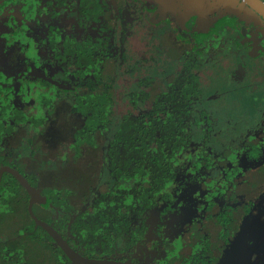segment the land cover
Returning <instances> with one entry per match:
<instances>
[{
  "label": "trees",
  "instance_id": "trees-1",
  "mask_svg": "<svg viewBox=\"0 0 264 264\" xmlns=\"http://www.w3.org/2000/svg\"><path fill=\"white\" fill-rule=\"evenodd\" d=\"M116 3L121 10L122 1ZM20 9L23 18L12 25L16 31L11 36L3 34L2 53L11 68L0 63V169L13 166L30 183H37L51 207L34 204L33 212L63 235L70 213L92 188L98 194L93 202L96 206L137 204L143 210L157 204L156 196L169 194L175 165L185 157L181 156L184 149L192 148L189 142H211L214 129L219 130L214 101L202 99L191 71L199 66L198 59L192 57L177 71L153 68L141 77L135 91L125 93L131 106L120 113L115 109L118 77L136 75L137 66L149 60L116 48L115 22L120 14L112 10L110 15L112 8L106 0H27ZM72 10L77 13V25L87 33L79 39L66 32L65 22L53 25L46 19L48 33L43 37L30 28L29 20L35 21L34 28L45 17L65 15L66 23L70 22ZM180 50L178 54L183 55L184 49ZM32 69L70 87L29 75ZM140 103L149 107L134 113L132 109H141ZM73 125L79 128L78 135L69 133ZM75 146L81 162L91 156L94 161L76 164L73 171L80 165L92 177L64 180L71 165L64 159ZM218 148L216 144L213 150ZM208 155L201 161L203 165L209 164ZM194 156L186 155L199 163ZM59 158L61 163L55 162ZM53 174H61L63 180ZM28 200L18 180L4 173L0 183V264H73L51 234L31 217ZM106 224L103 214L89 208L80 211L68 228L76 249L90 256L119 251L124 239L118 229ZM97 245L101 249L93 253ZM181 251L168 264L195 262L193 252Z\"/></svg>",
  "mask_w": 264,
  "mask_h": 264
},
{
  "label": "flooded vegetation",
  "instance_id": "flooded-vegetation-1",
  "mask_svg": "<svg viewBox=\"0 0 264 264\" xmlns=\"http://www.w3.org/2000/svg\"><path fill=\"white\" fill-rule=\"evenodd\" d=\"M25 1L27 0H0V63L6 68H11V65L6 64L5 55L2 53L5 47L3 34L11 36V32L16 31L12 25L16 26L14 22L19 24L22 20L23 13L20 6ZM121 1L123 6L119 10L118 6L116 7V0H106L112 8L111 11L121 16L115 22L116 48L134 57L140 53L139 56L142 55V58L149 60H144L137 66L136 75L130 78L128 86L123 79L125 74H122L119 90L116 84L115 109L124 113L131 106L125 93L135 91L139 87L138 82L141 77L149 74L153 68L157 69V72L161 69L177 71L194 57L198 59L199 66L191 68V71L196 75L197 85L203 92L202 99L213 100L216 112L225 111L228 116H232L229 125L235 129L233 136L229 137L226 134V138L224 136L223 138L214 129L211 142H189L188 147L192 146V148H186L184 152L186 155H195L199 163L186 157L183 152L181 156L185 157L180 164L175 165L174 183L168 188L169 194L164 198L156 196L157 204L143 210L137 204H125L117 208L115 204L93 205L98 194L94 188L90 189L85 202L82 201L80 207L70 213L65 235L33 212L34 204L51 207L49 199L43 197L36 182L30 183L18 169L7 165L0 169V183L6 172L11 173L18 180L12 172L14 170L25 178L37 192L30 206V193L18 180L29 195V213L32 212L38 219L52 226L70 247L81 255L85 262L79 264H168L169 259L181 250V252H193L194 256L191 258L195 262L191 264H220L228 255H232V260L236 250L229 254L225 252L242 224L246 222L251 231L258 230V227L264 225V180L259 182L255 178L264 170V16L245 0H232L236 11L222 9L221 7H225V2L222 3V0H212L204 6L202 0L188 3L181 0H132L140 10L134 28L142 23L150 44L146 45L145 41H138L140 47L135 48L132 45L134 41L131 40L133 37L130 39L127 37L131 33L125 22L128 0ZM256 1L264 6V0ZM226 3L231 2L226 1ZM217 6L219 10H216ZM237 9L245 12V15H240ZM76 15V11L72 10L70 22L67 23L65 15L55 18L45 17L40 19V26L34 28L35 21L28 22L32 32L41 37L48 33V26L44 24L46 19L53 25H63L65 22L66 32L79 39L87 33L77 25ZM130 24L133 25V22ZM43 28H46L45 33L37 32L38 29ZM89 28L94 34L95 29L92 26ZM143 34L142 30L135 35L136 40ZM126 39L129 43L128 53L121 45ZM130 42L133 49L129 46ZM179 48L184 49V52L180 50L183 55L178 54ZM142 64L146 67L150 65L148 70L144 67L145 73ZM53 67L56 68L55 65ZM28 74L46 78L61 87H70L37 69L30 70ZM117 93L121 95L120 98ZM228 102L230 104L226 105ZM222 106L228 110H224ZM140 107L141 109H132V111L137 113L142 107L144 108V105L140 103ZM148 107L149 105L145 104L144 110ZM226 126L227 123L224 127ZM217 127L219 129L218 125ZM54 130L61 131L59 128ZM69 133L78 135L79 128L77 130L73 125ZM216 144L220 148L213 150ZM65 150L70 149L67 147ZM78 153L75 146L74 152L65 156V162L67 164L71 162V165L66 169L68 172H64V180L75 181L73 168L76 164L93 163L92 156L91 159L81 162L82 158L77 156ZM207 153L209 164L203 165L201 161ZM55 162L61 163V159ZM52 176L63 180L61 174ZM251 188L253 193H246ZM86 208L91 209L93 213L103 214L107 218L106 226L115 227L120 231L124 241L121 242L119 251L108 256L101 254L90 256L76 249L77 242L68 232V228L77 214ZM52 239L54 240L53 237ZM246 239L248 244L252 245L247 248L253 257L256 256L253 252V238ZM54 242L62 248L57 241ZM99 247V245L95 246L93 253L96 249L100 250ZM256 248L257 246L255 252ZM262 257L264 252L260 255V258Z\"/></svg>",
  "mask_w": 264,
  "mask_h": 264
},
{
  "label": "rangeland",
  "instance_id": "rangeland-1",
  "mask_svg": "<svg viewBox=\"0 0 264 264\" xmlns=\"http://www.w3.org/2000/svg\"><path fill=\"white\" fill-rule=\"evenodd\" d=\"M189 1L194 2V0H181V2H187V3ZM226 1L231 2V3H226ZM226 1L222 0V3L225 2L224 3L225 7H221L220 5H218V6H220L222 9H230V10L232 9V10L236 11V9L233 7L234 4H233L232 0H226ZM210 2H212V0H202L203 6L206 4H209ZM127 3H128V5H127V13L125 15V22L129 26L128 30L131 31V33L127 37L129 39L131 37H133L131 40L134 41V42H132V45L135 46V48L140 47L138 41H145L146 45H150L149 41H147V38L145 36V35H147V33L143 29L144 28L142 26L143 24L141 23L139 26L134 28V26L138 22V16L140 15L139 6L136 3H134L132 0H128ZM215 3H217V2H215ZM234 3H236V2H234ZM218 6H217L216 10H219ZM237 10H238V13L240 15H242V16L245 15L244 14L245 12H242L239 9H237ZM130 22H133V25H131V24L129 25ZM132 30H133V32H132ZM142 30L144 32L143 36L142 37L138 36L137 37L138 39L136 40L135 35H137L140 31L142 32ZM37 32H39L41 34H42V32L45 33L46 28H43L42 30L38 29ZM128 44L129 43H128L127 39L125 42L121 43V45L124 47V49L126 50L127 53H128V49H129ZM129 46L131 47V42H130ZM131 49H133V48L131 47ZM139 54H136L135 58H138ZM144 67H146V65L142 64V70L144 69ZM143 72L145 73L146 71L143 70ZM133 76L134 75L125 74V76L123 77L127 86L130 84V81H131L130 78H134ZM121 81H122V77L119 78L117 83H116L118 90L120 89ZM229 97H231V96L229 95ZM228 104H230V103L229 102L226 103V105H228ZM222 108L224 110H228L226 107L222 106ZM214 113L217 116V118L220 119V122L218 123V126H219L218 134H219V136H222V137L224 136L226 138L225 135L227 133L230 132V134H233L235 129H233V127H231L229 125V121L231 120L232 116L231 115L228 116L227 112H225V111L214 112ZM227 117H229V118L227 119ZM226 123L228 124V126L224 127L226 125ZM76 169H78V170L73 171V178L75 180H77V179L82 180V179L92 177L91 171H89L86 167L82 168V166L79 165L78 167H76ZM255 178L259 182L263 181L264 180V170L260 175L256 176ZM246 193L252 194L253 193L252 188L250 189V191H246ZM258 228H259L258 230L251 231V230H249L247 223L244 222L242 224V227L238 230L236 237L231 241L229 248L225 252L226 254H229V253L234 252L236 250L234 252L233 259L231 260L232 255H228L227 258H225V261L224 262L221 261V263L222 262H223L222 264H255V263L258 264L259 262L264 263V257L260 258V255L264 252V247H262V244L264 245V243H263L264 225L261 228L260 227H258ZM246 238H253V241H254V245H253L254 251L253 252H254V254H256V256H254V257L252 255V253L249 251V249L247 248V246H252V245L248 244V240ZM255 246H257L256 252H255Z\"/></svg>",
  "mask_w": 264,
  "mask_h": 264
},
{
  "label": "water",
  "instance_id": "water-1",
  "mask_svg": "<svg viewBox=\"0 0 264 264\" xmlns=\"http://www.w3.org/2000/svg\"><path fill=\"white\" fill-rule=\"evenodd\" d=\"M246 2H248L251 6H253L259 13H261L264 16V6L259 3L256 0H245ZM12 171V170H11ZM15 176L18 178V180L26 187V189L29 191L30 193V206L32 205V203L34 202V199L37 195V192L35 191V189L33 187H31L28 182L25 180V178H23L17 171H12ZM0 177H1V173H0ZM31 216L34 218L35 222L39 225H41L45 230H47L51 236L54 238L55 241H57L63 248L65 254L76 264L79 263H84L85 260L81 257L80 254H78L76 251H74L70 245L61 237V235L59 233H57L56 230H54V228L52 226H50L47 222L38 219L32 212Z\"/></svg>",
  "mask_w": 264,
  "mask_h": 264
}]
</instances>
